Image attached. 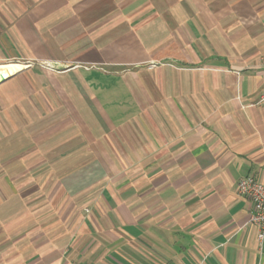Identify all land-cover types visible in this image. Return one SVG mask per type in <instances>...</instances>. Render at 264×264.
I'll use <instances>...</instances> for the list:
<instances>
[{"label":"crops","instance_id":"1","mask_svg":"<svg viewBox=\"0 0 264 264\" xmlns=\"http://www.w3.org/2000/svg\"><path fill=\"white\" fill-rule=\"evenodd\" d=\"M263 60L264 0H0V264H264Z\"/></svg>","mask_w":264,"mask_h":264},{"label":"built area","instance_id":"2","mask_svg":"<svg viewBox=\"0 0 264 264\" xmlns=\"http://www.w3.org/2000/svg\"><path fill=\"white\" fill-rule=\"evenodd\" d=\"M262 67L264 68V60ZM263 101L264 96L260 98L259 102ZM237 192L251 202L250 224L259 229L258 237L262 239L264 237V178L256 179L252 176L241 178L237 182Z\"/></svg>","mask_w":264,"mask_h":264},{"label":"water","instance_id":"3","mask_svg":"<svg viewBox=\"0 0 264 264\" xmlns=\"http://www.w3.org/2000/svg\"><path fill=\"white\" fill-rule=\"evenodd\" d=\"M46 65H50L51 67H54L55 64L52 63H47L45 62ZM3 66V65H0ZM4 69L0 68V83L4 82L5 80H7L8 78H10V76L12 75V73H6L3 71Z\"/></svg>","mask_w":264,"mask_h":264},{"label":"bare ground","instance_id":"4","mask_svg":"<svg viewBox=\"0 0 264 264\" xmlns=\"http://www.w3.org/2000/svg\"><path fill=\"white\" fill-rule=\"evenodd\" d=\"M1 69H4L3 71L6 73H13L17 70L18 66L16 64H4L3 66H0Z\"/></svg>","mask_w":264,"mask_h":264},{"label":"rangeland","instance_id":"5","mask_svg":"<svg viewBox=\"0 0 264 264\" xmlns=\"http://www.w3.org/2000/svg\"><path fill=\"white\" fill-rule=\"evenodd\" d=\"M16 61H21V62H24V61H22V60H16ZM12 63H16V62H14V61H12ZM26 63H28V62H26ZM45 63V62H44ZM10 64V63H9ZM42 64H43V62H42ZM4 65V64H3ZM157 64H153V63H151V64H149L148 65V67L149 68H153V67H155Z\"/></svg>","mask_w":264,"mask_h":264}]
</instances>
